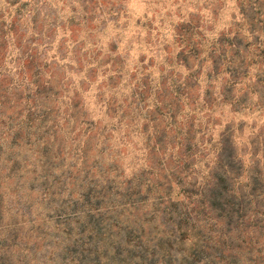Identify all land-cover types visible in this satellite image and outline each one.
Masks as SVG:
<instances>
[{
	"label": "rangeland",
	"instance_id": "obj_1",
	"mask_svg": "<svg viewBox=\"0 0 264 264\" xmlns=\"http://www.w3.org/2000/svg\"><path fill=\"white\" fill-rule=\"evenodd\" d=\"M14 1L0 0L4 24L14 14L21 17L11 36L19 64L0 52V248L12 246L0 263L114 264L111 250L97 249L102 259L93 255L95 237L93 245L80 248L74 236L89 231L90 224L97 228L99 211L105 225L121 221L127 198L119 195H126L128 180L139 179L137 173L158 160L153 153L141 154L144 138L138 132L126 140L134 125L131 115H139L141 130L143 120L134 108L160 100L168 105V93L188 94L189 105L181 102L175 119L184 124L185 110L191 111L198 127L190 134L195 142H214L220 128L231 127L235 150L245 158L240 162L248 167V143L256 134L264 136V0H17L11 5ZM13 74L18 88L10 85ZM222 89L237 105L216 100L201 106L204 91L214 99ZM27 99H33L29 112ZM107 102L123 108L126 117L120 128L103 133L106 121L111 127L117 120L110 119L111 110L106 119ZM169 134L164 139L170 144ZM212 160L188 158L203 184ZM181 179L185 185L189 181L184 174ZM155 181V186L163 183ZM109 233L115 237L109 244L120 238ZM81 249L90 255L79 263Z\"/></svg>",
	"mask_w": 264,
	"mask_h": 264
},
{
	"label": "trees",
	"instance_id": "obj_2",
	"mask_svg": "<svg viewBox=\"0 0 264 264\" xmlns=\"http://www.w3.org/2000/svg\"><path fill=\"white\" fill-rule=\"evenodd\" d=\"M16 2L17 0L11 5ZM14 17L8 25L0 17V52H6L4 60L10 58L9 63L16 61L19 64L20 50L11 36L15 35L14 21L21 17L17 14ZM223 35L218 34L219 37ZM217 51L220 48L215 52ZM22 61L21 70L24 69V60ZM13 76L10 85L18 88L19 78ZM227 94L222 89L213 99V94L208 90L204 91L201 106L210 107L216 104V100L223 105H237V100L227 97ZM168 95L171 100L168 105H163V100H160L152 101L151 105L145 104L143 109L134 108V112L140 113L143 120L141 130L139 115H131L134 125L130 127V135L124 134L126 140L128 137L131 140V135L135 136L138 132L144 138L141 154L146 151L153 153L158 160L153 168L144 166L136 175L139 179L133 177L128 180L130 184L126 195H119L127 198L122 206L124 213L118 215V218L122 217L121 221L111 219L105 225V213L99 211L95 220L97 228L95 224H90L89 231L84 233L83 229L77 237L74 236L73 244L80 248L93 245L91 242L95 237L97 243L92 246L93 255L101 257L97 254V249L101 247L105 248V254L111 250L114 264H264V136L256 134L248 143L245 155L249 159H246L248 167L245 168L244 156L235 150L234 130L231 127L225 125L220 128L214 142L212 139H207L203 144L195 142L193 130H198V127L195 128L190 120L193 117L190 116L191 111L186 109L184 112V116L188 118L186 123H177L175 119L181 102L185 101L189 105L188 94L175 91ZM139 98L141 102V97ZM31 104L33 99H27L24 106L28 112ZM162 108H167V111L163 112ZM122 109L114 108L109 102L105 104L106 119L110 115L107 112L111 110L113 116L110 119L116 117L117 120L111 127L110 120L106 121L103 133H107L110 128L115 130L121 127L126 117ZM157 122L159 126L155 124ZM91 124L92 122L87 121L84 123L87 130L93 129ZM166 132L172 136L170 144L164 139ZM205 150L208 154H204ZM209 154L213 155V160ZM191 155L195 160L208 156V160L213 162V167L207 171L206 168L203 172L205 181L201 180L206 182L208 179L205 184L199 182L198 171L193 170L195 165L188 162ZM241 158L244 159L242 164ZM183 174L186 181L189 180L186 185L181 179ZM146 175L147 178L142 179ZM159 178H162L163 183L155 186V180ZM173 188L178 189L175 195ZM31 190L27 189L28 192ZM173 196L176 197L175 200L172 199ZM127 208L132 216L139 218L137 224L132 222V216H126ZM146 210L144 215L143 211ZM2 213L0 206V232L4 231ZM66 217L70 218L72 215ZM123 218L129 223L124 222ZM109 231L120 233V238H116V242L107 243L110 238L115 241ZM11 248L12 246L0 248V259H5ZM77 255L79 259L75 260L82 263V259H86L90 252L81 249ZM102 258L104 257L99 259Z\"/></svg>",
	"mask_w": 264,
	"mask_h": 264
}]
</instances>
